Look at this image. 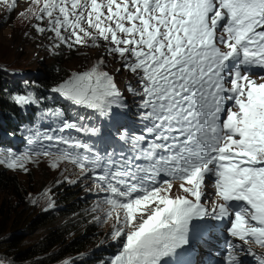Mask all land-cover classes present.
<instances>
[{"label": "snow or ice", "instance_id": "6c2138e0", "mask_svg": "<svg viewBox=\"0 0 264 264\" xmlns=\"http://www.w3.org/2000/svg\"><path fill=\"white\" fill-rule=\"evenodd\" d=\"M31 2L38 6L35 20L47 24L32 26L54 33V47L103 41L107 54L135 74L139 89L128 90L140 97L142 131L114 120L127 104L101 58L51 88L67 108L49 112L59 132L90 138L104 135L99 121L110 122L108 147L45 134L65 149H7L0 165L26 171L33 155H45L54 158L53 168L69 161L82 178L91 175L120 245L110 264H167L194 242L201 225L190 222L206 219L228 221L230 237L264 248V72L254 73L264 70V0ZM0 5L11 13L17 0ZM12 99L21 107L39 104L31 92ZM206 177L214 181L211 208L202 203ZM174 181L183 195H171ZM237 249L243 250L229 245L225 264H239ZM248 251L264 264V254Z\"/></svg>", "mask_w": 264, "mask_h": 264}, {"label": "rangeland", "instance_id": "374dc122", "mask_svg": "<svg viewBox=\"0 0 264 264\" xmlns=\"http://www.w3.org/2000/svg\"><path fill=\"white\" fill-rule=\"evenodd\" d=\"M43 0H41V3ZM22 11V8H25ZM38 6L33 5L31 0H20L17 2L16 10L11 13L6 8L0 5V78L1 82L15 85L17 82L29 81L28 77H24L27 74L38 73L40 76L45 74L44 69L50 65H53L54 69H60L64 72L63 80L70 77L73 72H83L93 65H95L101 58L104 60V64L101 66L102 70L107 71L114 77V81L123 94L127 104V109L124 111L116 110L114 120L122 123L129 128L131 132L142 131V125L137 119V104L140 100L139 96H133L129 92V86L132 89H139V81L135 74L126 70L119 57L109 56L107 54L106 45L104 42H100L102 46L82 47V45H74L69 48L67 45H60L54 47L57 43L54 37V33L46 31L44 33H38L32 26L39 24L43 27L46 24L44 21H36L34 18L35 12ZM31 9V11H29ZM24 13V21L19 20V12ZM105 52V54H103ZM36 76V75H35ZM62 80V81H63ZM1 85V84H0ZM1 91V88H0ZM59 97L58 94L53 93ZM59 99H61L59 97ZM62 100V99H61ZM63 105L65 102H61ZM21 111L24 114L28 112H35L39 110L37 105H29L21 107ZM41 107V105H40ZM52 116L48 111H44L43 118H38L34 125L31 126L27 131L23 133V137L15 142L13 146H7L0 148V151L11 149L17 154H35L43 152L55 153L57 149L64 150L66 146L57 144L55 141H48L44 139L45 134L54 136L76 137L78 139H89L84 140L88 143H94L100 139L95 137H88L86 134L78 133L75 131H68L61 133L58 129V120ZM104 131L110 129L111 123L106 124L108 121H99ZM98 122V123H99ZM37 133L40 135L37 136ZM108 133H104L101 136L102 140L106 141L107 145L102 148L103 151L108 147ZM123 145L116 144V148H120ZM125 147V146H124ZM73 154H76L79 150H70ZM53 157L45 155H33L31 161L25 164V170L16 169L12 170L7 168L5 165H0L9 174L15 175L16 179L23 186H31V189H27L24 194L22 203L20 204L19 199L8 197L10 200H6L7 206L9 205L11 217L15 218L17 215L28 214L29 216L37 214H46L47 211H54L57 191L60 188L69 187L77 197L83 199L87 205V211L92 214L90 222H94L96 226L106 234V240L114 242L111 235L114 225V219L104 218V210L107 208L106 205H100L98 207V201L102 199V195L98 194L96 184L93 182L91 175L82 178L80 170L69 161H61L57 167L51 166ZM26 184V185H24ZM173 197L183 195L182 190L179 188V184L174 185L171 192ZM3 194H0V203H3ZM49 199L51 200L52 207H49ZM33 201H36L33 203ZM2 205L0 204V208ZM16 210H15V209ZM3 212L7 211L8 208H1ZM1 211V210H0ZM30 213V214H29ZM49 214V213H48ZM14 215V217H13ZM18 218V217H17ZM198 223V222H196ZM11 230L12 227H8ZM44 230L38 228L30 235H23L25 243L36 241L42 237ZM9 236V232L5 233V237ZM37 238V239H36ZM3 238L0 237V241ZM99 241V240H98ZM96 241V243L98 242ZM103 240L99 241L102 243ZM197 242H195V245ZM93 244L89 245V248ZM93 248V247H92ZM9 255L10 252L3 250L0 245V258ZM12 259H16L14 255H11ZM170 264V263H167Z\"/></svg>", "mask_w": 264, "mask_h": 264}, {"label": "trees", "instance_id": "16d2710c", "mask_svg": "<svg viewBox=\"0 0 264 264\" xmlns=\"http://www.w3.org/2000/svg\"><path fill=\"white\" fill-rule=\"evenodd\" d=\"M44 71L45 74L38 81L42 85V90L36 89L38 95H44L48 87L64 75L59 68L54 69L53 65L46 67ZM2 114L8 127L14 125V119L20 120L17 109L10 103L9 91L5 88H1L0 94V115ZM62 187L64 188L56 192L57 207L54 211L32 216L15 213L13 220L11 206L4 203L12 197L19 199L21 204L24 194L32 187L23 186L15 175L0 167V194L4 196L3 203L0 204L8 208L5 212L0 208V237L3 238L0 245L3 250L10 252L0 260L7 262L14 255L16 259H11L10 264H105L101 263L103 256L114 251L113 244L106 240V234L94 222H90L92 214L87 211L84 200L77 197L70 190L72 188ZM12 226L9 230L8 227ZM38 228L44 230L42 237L25 243L23 235H30ZM6 232H9V236L5 237ZM98 240L103 241L99 243ZM90 244H93V248H89Z\"/></svg>", "mask_w": 264, "mask_h": 264}, {"label": "bare ground", "instance_id": "6f19581e", "mask_svg": "<svg viewBox=\"0 0 264 264\" xmlns=\"http://www.w3.org/2000/svg\"><path fill=\"white\" fill-rule=\"evenodd\" d=\"M24 9H26V7L25 8H22V11L24 10ZM19 20H21V21H24V15H19L18 17H17Z\"/></svg>", "mask_w": 264, "mask_h": 264}]
</instances>
